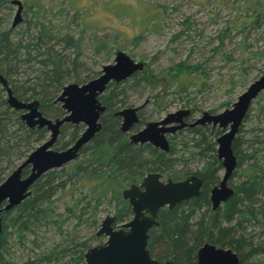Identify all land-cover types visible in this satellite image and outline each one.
I'll return each mask as SVG.
<instances>
[{"label": "rangeland", "instance_id": "1", "mask_svg": "<svg viewBox=\"0 0 264 264\" xmlns=\"http://www.w3.org/2000/svg\"><path fill=\"white\" fill-rule=\"evenodd\" d=\"M12 1L0 0V32L6 33L12 50L19 41L22 45L35 43L41 34L39 23H42L43 26H50V30L42 35L41 40L47 41L43 47L53 46V50L46 55L57 51L67 59L78 60L77 63L74 61V66H69L67 72H63L70 73L60 82L61 89L50 95L48 104H41L42 96H34L29 91L37 82L40 83L39 76L42 79L41 66L34 64L26 68V63L20 61L14 79L18 91L12 96L18 102H36V111L55 123L56 118L67 115L62 108L63 102L58 101L63 87L69 84L81 86L99 77L104 66L114 63L117 51L124 52L135 62H143L140 70L119 81L110 80L104 91L97 95L100 105L107 106L106 95L117 87L119 93L113 97L121 101L114 104L110 111L104 106L98 123L105 122L108 113L115 123L123 122L116 113L132 108L136 121L126 132L138 133L145 123L159 122L170 113L185 110L186 114L179 121L165 124L167 127L180 126V130L163 133L165 142L171 140L174 143L171 145L174 150L172 156L164 161L166 166L158 171L163 174L161 179L179 181L197 175L209 162L214 164L215 171L210 169L205 176L206 184L210 186L202 190L207 204L193 208L189 218L191 235L196 231L201 233L199 240L191 243L194 264L197 251L204 243L216 247L228 246L234 250L237 246L244 256L239 264H264V213L255 212L250 219L244 215L246 220L234 216L230 221L214 223L215 211L208 201L211 187L217 186L223 170H217L218 144L212 146V142L226 128L219 127L218 123L197 122L205 112L216 115L231 108L238 96L262 76L264 0H19L20 18L15 24L18 5ZM56 41L62 42L55 44ZM15 51L24 59L23 50ZM37 52L33 50L31 55ZM46 90L53 92L49 86ZM116 91L113 90V94ZM7 99V92L0 86V125L20 132L19 125L23 122L24 128L33 129L20 118L28 110L11 107ZM246 112L231 141L236 166L228 179V187L235 190L250 175L256 174L255 168L264 171V89L251 100ZM77 126L79 130L83 129L81 124ZM228 130L227 126L225 131ZM32 136L38 138V132L30 135V140ZM47 137L45 134L41 141L30 143V148L29 143L26 147L20 145V149L1 158L0 178L6 179L37 146L50 138V134ZM67 138L68 135H65L62 141ZM27 147L29 151L25 150ZM53 148L58 150L60 147L56 145ZM87 154H81L72 164L86 162ZM27 167L30 168L29 165ZM68 169L62 172L64 178L78 171L75 168L68 175ZM49 170L54 168L33 180L26 190L28 195L22 201L7 213L3 214L5 210L0 213V264H84L85 251L106 241L105 236H97L96 233L106 216L115 220L120 214L122 191L128 188V183L119 188L121 195L117 202L111 195L94 199L86 185L71 177V183H66V187H52L51 193L42 199L41 210L37 214L16 217L17 207L33 195L36 184L43 181L42 174ZM192 198L196 197L173 206L171 210L181 205V210L188 209L185 204ZM256 199L257 207L263 205L264 196L258 195ZM7 204L5 200L1 208ZM171 210L164 208L159 212L150 237L162 230L160 217ZM131 218L132 214L128 213L112 224L117 228L121 222L126 223ZM218 238L226 244H221ZM149 249L152 257L160 262L170 259L169 255L160 254L163 247L160 249L152 245ZM44 256L49 260L44 261ZM39 259H43L42 262Z\"/></svg>", "mask_w": 264, "mask_h": 264}, {"label": "water", "instance_id": "2", "mask_svg": "<svg viewBox=\"0 0 264 264\" xmlns=\"http://www.w3.org/2000/svg\"><path fill=\"white\" fill-rule=\"evenodd\" d=\"M18 5L14 24L19 20V11L21 3L19 0H13ZM143 62H135L122 51H117L114 63L103 67L99 77L90 80L81 86L69 84L63 87L62 94L58 97V101L63 102L62 108L67 115L62 120H50L41 116L36 111L37 103L18 102L8 91L7 102L11 107L17 110L26 109L20 118L33 128L34 126H46L51 131V137L41 145L37 146L27 157V159L11 174L0 183V213L3 210H9L14 205L24 199L28 192L27 188L41 173L56 168L64 163L72 160L81 145L86 143L94 132L99 128L98 118L103 111L96 99L99 93H102L106 84L110 80L119 81L126 78L133 71L140 70ZM0 79L4 82V80ZM264 89V72L262 76L255 80L248 88L238 96L237 101L232 107L225 109L221 113L211 115L204 113L202 119L198 123L204 121L212 122L214 125L219 123L220 127L225 128L229 124V131L222 134L218 139L217 154L222 158L224 167V175L219 186L211 191V201L213 207L222 199H225L231 190L225 186V181L231 174L235 166V157L231 149V141L241 123L251 100ZM134 109L127 108L119 111L118 116L123 117L122 128L128 130L136 121L133 114ZM186 114L185 110H179L176 113H170L159 122H148L146 128L133 134L130 138L132 142L148 141L162 149H167L163 133L173 131L175 127H159L173 120L179 121L181 116ZM61 121H69L75 124L82 123L85 125L84 131L75 141V143L63 151H54L50 149L56 134L57 127ZM30 166L29 173L21 176V170L25 166ZM200 179L194 175L184 180L167 181L159 180V175L149 173L140 185H130V187L122 191V197L129 202L133 217L126 223L121 225L122 228L114 229L112 223L114 217L106 216L100 223V227L96 233L97 236H105L106 241L102 245L90 247L83 254L84 264H172L171 261L160 263L158 260L150 257L147 249V231L155 224L157 211L164 205L172 208L174 205L185 201L199 194ZM7 200L6 207L1 208L2 203ZM1 233V218H0ZM196 264H239L238 256L230 249L216 247L209 243H204L197 251Z\"/></svg>", "mask_w": 264, "mask_h": 264}, {"label": "trees", "instance_id": "3", "mask_svg": "<svg viewBox=\"0 0 264 264\" xmlns=\"http://www.w3.org/2000/svg\"><path fill=\"white\" fill-rule=\"evenodd\" d=\"M36 22L39 23V21ZM39 26H41V34L38 37L39 39L36 38V42L32 43L33 46L30 43L22 45V41H19L15 47L16 50H23L24 59L18 55L15 49H11L10 43L7 42L6 33L0 32V72L5 75L13 73V76H15L18 74L20 61L22 63H26V68H31L34 64L40 65L42 79L40 80V76L39 78L37 77L40 83L37 82V85L29 88V91L32 92V95L34 96H42L41 104H48L50 95L61 89L59 86L60 82H62V79L70 73L63 74V72H67V70H69V66H71V64L73 65L74 61L77 63L78 60L76 58L67 59L64 56H61V54L57 51H54V54L52 55H46L49 51L53 50V46L46 45L43 47L47 41H42L41 38H43L42 35H45L48 30H50V26H43L42 23H39ZM63 41L64 44L67 45V42L65 40ZM61 42L62 41H56L55 44H60ZM41 48L43 49L42 52ZM33 50L38 51L34 56L31 55ZM13 83H15L13 89L17 92L18 87L16 86V81L14 79ZM36 86L39 87L34 89ZM47 86H49L53 92L47 91ZM116 89L113 90L116 91ZM19 90L21 91V89ZM113 90L105 97V104H107L108 111L114 107V104L121 102L118 101V99H115L119 91H116L115 95L113 94ZM112 98H114V100H112ZM46 107H50V105H47ZM57 108L59 109V107ZM5 115L6 114L4 113V116ZM19 126V130H21L20 132L17 130L10 131L6 128V126L0 127V159L9 156L13 151L20 149V145L26 147L27 143H36L45 138L46 131L42 129H26L24 128L23 122H20ZM67 128L71 134L74 133L72 138H74L76 134L79 136L82 132L79 130V126H68ZM36 132H38V138H34L32 136V140L34 141L30 140L29 136L36 134ZM129 134L121 131L120 122L118 121V123H115L114 118L109 116L108 113L107 120H105L102 130L94 136L89 145L83 148V152L85 151L88 153L86 155L87 161L84 163H80L81 161H79L77 165L71 164L69 166L70 163L66 164L65 169L68 167L70 168L68 169L69 172L67 174L69 175L70 173H73V170L77 168L78 171H76V174L73 173V175L70 174V176L66 175L67 177L64 178L63 173H61V169L48 171L42 175L43 177L41 179L43 181H40V184H36L33 195L25 199L21 205L17 207L18 211L16 213L17 215L15 214L16 217L19 218L21 216L34 213L37 214L41 210L40 205L42 199H45L51 193L52 187H66V183H71V177H75L78 183L86 185L89 194L94 199L104 195H111V197L118 202L121 195L119 190L120 187H124L127 183H133L138 179V176H144L148 172H157L160 168L166 166L164 161L172 156V150H174L171 146L174 143L171 142V140L169 142V147L171 149L169 148V151L165 153L153 146L152 148L149 145H145L146 143H131L128 138ZM201 136H203V134H201ZM27 140L31 142H28ZM215 144V141L212 142V146ZM30 147L31 144L29 145V148ZM29 148L27 147L25 150L29 151ZM175 161L176 160H174V162ZM213 165L214 164L212 162L206 164V167L203 171H201L204 173L203 176L209 174L210 169L211 171H215ZM100 168H103L104 170L101 172L96 171ZM254 170L256 174L253 172V174H255L254 176L250 175L249 178L240 183L232 198L222 209L215 213L214 223H219V221L223 220L230 221L234 216L238 217V219L246 220L244 219V215L249 217L247 219H250L255 212L259 214L264 213V201L263 205L261 204L258 205V207L256 206V198L258 195L264 196V171L257 170L256 168ZM25 172L26 171H24V173ZM112 174L114 177H112ZM3 179L4 178H0V183ZM239 195L241 197H239ZM246 201L247 203L243 204ZM202 204H207V199L204 194L190 199L185 204L188 209L181 210L180 208L183 207V205H181L177 209L165 212L160 217L162 230L160 233L152 237L154 242L153 244L158 246L160 249L163 247L160 254L162 256H172L175 264H194L192 253L193 245L191 243L192 241H198L201 233L200 231H196V233H193L194 235H191L188 230V226L190 224L189 218L194 212L193 208ZM128 211L129 208L126 200H123L122 207L120 208V214L117 215L118 219L121 220L124 217V213ZM218 241L221 244H226V242L219 238ZM235 251H237L239 256V262L242 263L244 259L243 254L239 252L237 246ZM45 257L46 256H44L43 259H45ZM43 259H39V262H42ZM47 260H49V257H46L44 261ZM21 264L35 263L26 262Z\"/></svg>", "mask_w": 264, "mask_h": 264}, {"label": "flooded vegetation", "instance_id": "4", "mask_svg": "<svg viewBox=\"0 0 264 264\" xmlns=\"http://www.w3.org/2000/svg\"><path fill=\"white\" fill-rule=\"evenodd\" d=\"M0 76H1V78L4 80V82L0 79V86L2 87V89L3 90H5L6 92H7V94H8V91L10 92V94L12 95V94H14V92H15V90L13 89V87L15 86V84L13 83V79H15V76H13V73L12 74H10V75H5V74H3V73H1L0 72ZM251 103V102H250ZM105 106V105H104ZM61 108V107H60ZM105 108H107V106H105ZM247 113V112H246ZM245 113V114H246ZM102 114V113H101ZM101 114H99V117H100V115ZM122 119H123V117L122 116H120ZM62 117H58V118H56L55 120H62L61 119ZM99 119V118H98ZM97 122H98V120H97ZM104 123L105 122H99L98 123V125H99V128L97 129V131L96 132H94V134L91 136V138L86 142V143H84L83 145H81L80 146V148L77 150V153H76V156L71 160V161H69V162H66V163H64L63 165H61V166H59V167H56V168H54V170H61L62 169V172H64L65 171V167H66V164H68V163H70L69 164V166L73 163V161H75V159H77V157L78 156H80L81 154H84L85 153V151L83 152V148L84 147H86L87 145H89V143L92 141V139L94 138V136L97 134V133H99L101 130H102V128H103V125H104ZM79 124H81L82 125V127H83V129L81 130L82 132L84 131V129H85V125H83L82 123H79ZM146 124L147 123H145V127L144 128H146ZM219 124V123H218ZM78 124H75V123H72V122H69V121H61V123L58 125V127H57V134H56V137H55V139H54V141H53V143H52V145L50 146V149H52V150H54V151H63V150H66L68 147H70V146H72L74 143H75V141L78 139V135L76 134V136L74 137V138H72L73 137V135H74V133L73 134H71L69 131H68V126H71V127H76ZM240 125V124H239ZM238 125V126H239ZM132 126H133V124H132ZM131 126V127H132ZM167 127L166 125H164V126H162V125H159V127ZM191 127L193 126V125H190ZM228 127H229V124L227 125ZM227 126L225 127L226 129H227ZM34 127H37V128H39V129H42V130H44V131H46V136L48 135V137H49V134H50V137H51V131L50 130H48L47 129V127L46 126H43V127H38V126H34ZM33 127V128H34ZM131 127H130V129H131ZM172 127V126H171ZM220 127V126H219ZM143 128V129H144ZM178 128H180V126H175V129L173 130V131H167V132H169V133H174L175 131H176V129L177 130H180V129H178ZM224 128V129H225ZM225 129V130H226ZM229 129H230V127H229ZM237 129H238V127H237ZM224 130V131H225ZM126 131V130H125ZM229 131V130H228ZM228 131H226V132H228ZM237 131V130H236ZM138 132V131H137ZM226 132H223L222 134H224V133H226ZM136 133V131H134V133H132V134H130V136L129 137H131L133 134H135ZM236 133V132H235ZM221 134V135H222ZM65 135H68V138H67V140L65 141V142H63L62 141V139H63V137L65 136ZM220 135V136H221ZM47 137V138H48ZM234 137V136H233ZM50 139V138H49ZM233 140V139H232ZM45 142V141H44ZM44 142H42V143H44ZM132 142V141H131ZM41 143V144H42ZM133 143V142H132ZM135 143V142H134ZM137 143V142H136ZM146 143V142H145ZM146 144H148L149 146H151L152 147V144H150V143H146ZM218 144V143H217ZM56 145H58L60 148L58 149V150H55L53 147L54 146H56ZM154 145V144H153ZM154 146H156V145H154ZM166 146H167V149H166V151H165V153L166 152H168L169 151V146H168V141H166ZM153 148V147H152ZM156 149H158V147H156ZM232 149V148H231ZM233 153V152H232ZM234 156V155H233ZM236 156V155H235ZM216 161H217V170L219 171V170H223V174H222V177H223V175H224V167H223V164H222V158H220V157H218V154H217V151H216ZM174 162V161H173ZM235 166H236V162H235ZM235 166H234V168H235ZM234 168H233V170H232V172H231V174L228 176V178L226 179V181H225V186L227 185V187H228V179L230 178V177H232V173H233V171H234ZM29 167H27V166H25L24 168H22V170H21V176L22 177H25L28 173H29ZM24 171H26L25 173H24ZM49 171H51V170H49ZM61 172V173H62ZM151 173H153V172H151ZM154 173H156V174H158L159 175V180H161V181H167V179H169V178H166L165 180L164 179H161V176H163V174H161V172H159V171H157V172H154ZM147 174V173H146ZM203 174L204 173H202V172H199V173H197V175H195L196 177H198L199 179H200V187H199V194L197 195V196H193V197H199L201 194H202V190L207 186V187H209L210 185H208V184H206V177H205V175L203 176ZM41 175V174H40ZM42 175H44V174H42ZM147 175H145V176H141V179L139 180V179H137L136 181H134L133 183H130L129 185H128V187H130V185H140L141 183H142V181L144 180V178L146 177ZM189 177V176H188ZM222 177H221V179H220V181H219V183L221 182V180H222ZM186 179V178H185ZM182 180H184L183 178H182ZM219 183L217 184V186H219ZM214 187H216V185L215 186H213V187H211V191H212V189L214 188ZM230 190H231V193L225 198V199H221L218 203H217V205L215 206V207H213V209H214V211H215V213L218 211V210H220V209H222L224 206H225V204L232 198V196L236 193L235 191V188H233V187H228ZM211 191H210V200L208 201V202H210L211 204H212V201H211ZM206 193H208V192H206ZM124 200V199H123ZM24 201V200H23ZM181 202H183V201H181ZM180 202V203H181ZM126 203H127V206H128V208H129V211L128 212H125L124 213V217L125 216H127L128 215V213H131L132 214V217H133V213H132V210H131V206H130V204H129V202H127L126 201ZM179 204V203H178ZM178 204H176V205H178ZM175 206V205H174ZM212 206H213V204H212ZM14 208V207H13ZM164 208H168V209H172V208H169L168 207V205L166 204V205H164L163 207H161L158 211H157V213H156V217H155V219L156 218H158V216H159V212L162 210V209H164ZM12 209V208H11ZM8 212V210H6L3 214H5V213H7ZM123 217V218H124ZM116 220H118V217L116 216L115 217V220L114 221H116ZM125 223V222H124ZM123 224V222H121L120 224H119V226L117 227V228H114V224H112L113 225V228L114 229H118V228H122L121 227V225ZM156 225H158L157 223H156ZM154 227V225L147 231V234H148V237H147V249H148V251H149V254H150V257L151 258H153V259H155L154 257H152V255H151V253H150V249H149V246L150 245H152L154 242H153V239H152V237H150V232H151V229ZM158 227H159V225H158ZM160 233V232H159ZM156 234H157V232H156ZM152 239V240H151ZM154 245V244H153ZM218 247H220V248H223V249H230L231 251H233L237 256H238V254L235 252V250L233 249V248H229L228 246H218ZM238 258H239V256H238ZM166 261H171L172 262V264H175V261L173 260V258H172V256H170V259L169 260H166ZM160 262V261H159ZM160 263H162V261L160 262ZM240 263V262H239Z\"/></svg>", "mask_w": 264, "mask_h": 264}, {"label": "bare ground", "instance_id": "5", "mask_svg": "<svg viewBox=\"0 0 264 264\" xmlns=\"http://www.w3.org/2000/svg\"><path fill=\"white\" fill-rule=\"evenodd\" d=\"M233 105V104H232ZM116 115H117V113H116ZM122 124H123V122H120V129H121V131H123V132H126L125 131V129H123L122 128ZM223 128V127H222ZM224 132H226V131H224ZM82 133V132H81ZM81 133H80V135H81ZM132 133H134V132H132ZM132 133H130V134H132ZM130 134H129V136H130ZM79 135V136H80ZM220 136H218L216 139H215V143L217 144V139L219 138ZM129 138V141L131 142V138L130 137H128ZM145 142H149V140L148 141H145ZM145 142H137V143H134L133 142V144H143V143H145ZM169 142V141H168ZM132 143V142H131ZM153 147H155L156 148V146H154V145H152ZM218 148V147H217ZM160 151L162 150V148L160 149V148H158ZM163 151L165 152L166 151V149H163ZM216 151H217V149H216ZM71 161V160H70ZM69 162V161H68ZM149 173H151V172H148L147 174H149ZM154 173V172H153ZM147 174H145V175H147ZM144 175V176H145Z\"/></svg>", "mask_w": 264, "mask_h": 264}]
</instances>
